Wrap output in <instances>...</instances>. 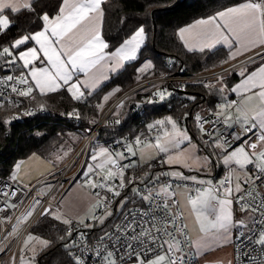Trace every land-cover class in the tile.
Segmentation results:
<instances>
[{"label":"snow or ice","instance_id":"6c2138e0","mask_svg":"<svg viewBox=\"0 0 264 264\" xmlns=\"http://www.w3.org/2000/svg\"><path fill=\"white\" fill-rule=\"evenodd\" d=\"M35 2L36 0H0V34L13 26L11 17L22 11L34 13L42 21L40 30L21 34L7 45L0 44V71L7 69L10 73L0 77V84L6 85L12 93L21 97H33L36 91L43 96L66 89L73 100H81L85 96L84 90L95 88L101 77L108 78L106 72H114L125 62L136 60L147 39L145 27L140 25L119 46L110 50L102 32V5L107 0H61L55 15H49L47 12L36 13ZM178 35L189 51L198 49L203 52L219 44L227 46L230 50L228 59L221 63H227L254 49L264 48V0H245L243 3L225 7L212 16L198 19L192 25L180 28ZM30 43L32 46H29ZM256 57H259L261 62L251 71L247 68L241 69L240 82L230 89L223 83V77L218 79L221 85L219 91L224 93L227 89L235 93L238 99L228 100L225 97V102L217 105L219 110L214 115L223 118L224 123L229 126L238 124L245 138L234 148L224 137L217 138L213 146L221 150L224 165L235 164L236 168H230L227 175L216 183L198 179L197 176L185 177L181 172L171 173L173 177L204 185L195 189V195H187V203L195 213V221L202 234L195 242L198 251L231 242L233 227L249 228L243 219L235 220L232 210L234 203L239 205L241 212L256 214L259 217L258 221L253 218L254 224L264 225V195L259 191L264 187V51L255 52L253 57H249V61L255 63ZM152 67L151 61H147L138 71L143 72ZM14 69L18 71L13 72ZM77 73H82L84 79H80ZM204 86L215 87L211 84ZM154 95L163 100L165 91L157 90ZM107 99L108 96H105L104 100ZM73 114L78 116L76 110L69 113ZM201 119L197 114L196 120L199 122ZM147 127L150 131L159 129L154 140H141V137L137 136L134 143L126 145L128 156H137L139 153L142 159L146 149H153L157 154H168L162 163L169 165L182 162L185 167L192 169L195 166L199 171L210 164L208 157L194 156L181 148L183 142L190 141L191 137L172 117L157 120ZM201 130H204L202 126ZM240 138V134H237L236 139ZM170 148L178 151L170 153ZM128 156H125L124 152L113 154L108 148L101 147L90 157L94 163L87 164L83 171L85 186L106 189L115 197H120L121 191L117 188L122 190L128 184H136L135 178L129 179L126 176V170L134 166L133 163H120L128 159ZM20 168L21 164L15 165L17 172ZM11 178L19 179L16 174ZM159 179V175L154 178L156 181ZM116 180L119 181L118 186H113ZM141 183L144 185L143 191L138 186L132 188V192L139 197L140 206L127 212L123 211L129 203L128 197H124L118 206L123 220L114 224L110 231L104 232L95 246H85V251L95 253L98 264H184V256L181 255L183 244L179 237L188 239L185 231L188 226L178 224L182 215L173 212V208H179L178 201L174 199L175 191L168 183L157 187L153 178L147 175ZM149 183H153L151 188L148 187ZM16 194L15 191L11 192L13 197ZM3 195L8 196L9 193L4 192ZM95 197L92 208L103 207L105 212L102 217L93 215L91 218L103 224L105 219L113 215L112 211L108 210L110 201L99 192L95 193ZM131 202L135 204L134 200ZM39 203L40 201L36 200V204ZM7 207L16 208L17 205L8 203ZM34 210L32 208L22 214L17 223L19 224L20 220L26 221L33 215ZM41 215L53 216L69 226L65 235L59 237L61 241L73 237L76 230L73 220L65 217L59 208L53 209L49 205L42 210ZM86 218L88 217L77 218V223L90 227L85 223ZM16 232L17 228L14 227L9 235ZM80 236L84 238L83 233H80ZM236 238L247 239L264 253V227L250 235L240 232ZM51 243L49 239L28 233L20 248V264H35L38 251L48 248ZM70 246H78L75 239H72L71 245L67 242L63 244L65 249ZM0 251L3 249L0 248ZM69 255L72 256V253L69 252ZM245 255L251 258L250 254ZM261 259H264V256ZM73 261L74 264H86L81 256H73ZM12 264H15V257ZM218 264H223V261ZM228 264H233V261H228Z\"/></svg>","mask_w":264,"mask_h":264},{"label":"trees","instance_id":"16d2710c","mask_svg":"<svg viewBox=\"0 0 264 264\" xmlns=\"http://www.w3.org/2000/svg\"><path fill=\"white\" fill-rule=\"evenodd\" d=\"M245 0H107L103 4V36L114 50L140 25L145 27L147 39L139 51L136 60L114 74L102 87L92 93L86 92L81 100H73L66 89L55 93L40 95L34 92L33 104L37 111L33 117H19L18 106L4 104L0 107V176L10 179L18 161L33 154L48 157L66 138L68 131L76 130L89 135L98 123L104 110V97L117 88V97L122 95L139 79L152 75L195 73L206 69L221 67L228 59L229 49L218 47L189 51L180 40L178 29L198 18L207 17ZM61 0H36V13L47 12L55 15ZM13 26L0 34V44L7 45L15 37L26 32L40 30L42 21L34 13L22 11L11 17ZM150 59L153 67L143 72L138 71L141 64ZM230 87L240 78L237 69H233L217 78L198 83H187L183 89L175 88L169 97L163 100L155 95L138 92L126 100L118 112L112 111L97 131L94 140L106 145L126 136L148 134V125L156 119L172 117L178 122L185 118L186 126L200 144L211 152L209 145L203 143L199 130L193 131L191 110L193 106L205 103L214 106L228 95L219 91L218 79ZM211 84L215 87L207 88ZM116 97V98H117ZM194 97L195 99H191ZM1 105V104H0ZM102 105V107H98ZM43 106V107H41ZM76 110L78 116L73 113ZM8 120V123L4 121ZM88 158V157H87ZM156 159L155 163L157 162ZM216 166V164H215ZM165 168V164L162 165ZM218 169V166H216ZM217 171V174H221ZM61 185L55 189V193ZM45 208V207H44ZM43 208V209H44ZM42 209V210H43ZM36 216L27 232L33 231L52 241L51 245L37 253V264H74L65 242L61 241L68 225H64L53 216ZM75 221L73 220V223ZM1 232V227H0Z\"/></svg>","mask_w":264,"mask_h":264},{"label":"built area","instance_id":"2783aa9c","mask_svg":"<svg viewBox=\"0 0 264 264\" xmlns=\"http://www.w3.org/2000/svg\"><path fill=\"white\" fill-rule=\"evenodd\" d=\"M249 57H245L242 59L243 62L249 60ZM237 62L229 63L223 65L221 67L211 68L202 70L195 73H175V74H160V75H152L148 77H144L139 79L136 83H134L128 90H126L122 96L126 98L129 95H135L138 92L149 93L150 95H154L157 90L165 91V97L171 93L175 88L183 89L186 87L187 83H198L202 81H207L210 79L217 78L233 69L237 68ZM18 71V69H14L13 72ZM10 74L7 69L4 71H0V77ZM33 93V97H34ZM33 97H21L12 93L10 88L6 85L0 84V104H14L18 106V116L19 117H33L35 112L37 111L35 105L33 104ZM156 98L160 99L159 96ZM225 97L228 100L238 99L237 95L228 94L223 98L219 99L214 106L207 105L205 103L199 104L198 106H193L191 110V117L193 124L196 129L199 130V136L204 144L212 145L217 138L224 137L227 139L228 143L234 148L239 146L242 143V140L245 138L242 135L241 128L238 124H232L229 126L225 124L223 118H217L214 113L218 111L217 105L225 102ZM121 100V99H120ZM119 102V101H118ZM111 109L108 110L104 114V117H108L111 113ZM30 113V114H29ZM197 114L200 115L202 118L199 122L196 120ZM103 117V118H104ZM103 118L100 122L93 127L90 131L87 139L81 144L80 149L78 150L77 154L69 160L66 164H64L59 170L58 178L54 180V184L56 187L51 190V188L45 193L42 194L39 192V188L44 184L46 180H48V176L43 177L36 181L35 183L29 185L21 181L20 179L13 180L12 178L8 179L4 176H0V248L3 251H0V262L2 259L7 256L12 250L18 249L21 244V241L27 232L29 226L32 223V217L38 215L40 211L46 207L47 205H51V207H56L59 201V195L57 198L53 199V196L56 194L55 189L58 185H61L63 182L66 181V186H69L74 181H79L86 179L83 177V171L86 169L87 166V157L90 153V146L91 143L99 130L100 126L104 123ZM161 119V118H159ZM106 120V119H105ZM157 120V119H156ZM152 121L150 124H154L155 121ZM180 123L182 125H186L187 120L185 118L181 119ZM201 126L203 127V131L201 130ZM159 129H152L148 131V134L137 135L141 137V140H154L155 136L157 135ZM240 134L241 138L236 139V135ZM137 136H126L115 141L110 142L107 144V148L114 153L124 152L125 156H128L127 152L125 151L126 145L129 143H134L135 138ZM231 150V149H229ZM78 159H81L79 166L73 170V167ZM156 160H152L149 162H141L139 160V156H128V159L120 161L122 164L133 163L134 166L128 168L126 170V176L129 179L135 178L136 184H128L124 189L117 190L121 191L120 197H115L112 193L107 192L106 189H92L91 191L95 196L96 192H99L101 196H107L108 201H110L109 209L113 212V215L106 219L104 224H100L97 219L90 218L85 221L86 224L90 225V227H84L79 225L77 221L73 223V227L76 229L73 232V237L70 238V245L72 239H75L77 247H71L69 252L72 253L73 256H81L85 261L86 264H98V258L95 256L94 252L85 251V246H95L98 242V238L104 234V232L110 231L112 226L116 223H119L123 220V216L121 212H118L119 201L122 200L124 197H128L129 203H127L123 209V211L127 212L132 210L133 208L140 206L139 197H137L133 192V187H140L141 191L144 190V185L141 183L145 179L147 175L149 178H153V183L158 187L160 184L168 183L171 185L172 190L175 191L176 195L174 197L175 200L179 203L178 194L175 190V184H182L183 180H171L166 178L165 175H161L165 173L164 168L162 167L163 163L159 159L155 163ZM159 175L160 179L158 181L154 180V178ZM227 174L214 176L212 181L216 183L219 179L225 177ZM119 181L116 180L113 186H118ZM153 183H149L148 187L151 188ZM194 191L190 192V194L195 195L196 188H202L204 185H200L196 182H191ZM27 185V187H25ZM15 191L17 194L16 196H11V192ZM262 195H264V187L259 189ZM8 192V196H4L3 193ZM39 199L40 203L37 204L35 208V212L33 215L22 223V225L17 228V232L14 235H9L12 232L15 224L18 221V218L22 216V214L26 213L35 203V201ZM135 201L133 204L131 201ZM13 203L16 204V208H8L7 204ZM239 207L238 204L233 205L234 210ZM105 209L103 207L94 208L93 215L95 217H102L104 215ZM174 213H179L182 215V219L178 220V224H185V218L182 212V209L179 205V208H173ZM239 214H244L243 212H239ZM252 218L250 222H246L249 225L248 229L240 228L239 232H234L231 246L233 248V256L230 261H233V264H264V259H261L264 256V253H261L260 248L253 244H250L247 239L238 240L236 235L240 232H244L245 235H250L256 231H258L264 225H260L258 223H253V218L257 221L259 217L256 214H252ZM10 216V220L6 219ZM69 227V226H68ZM67 227V229H68ZM66 229V230H67ZM187 232L188 239L185 240L183 236L179 238L183 244V252L181 255L184 256V264H203L194 251L191 248V241L189 237L188 230ZM80 233L84 234V238L82 239ZM174 234H176L174 232ZM7 237V238H5ZM255 249V250H254ZM245 253L250 254L246 256Z\"/></svg>","mask_w":264,"mask_h":264},{"label":"rangeland","instance_id":"374dc122","mask_svg":"<svg viewBox=\"0 0 264 264\" xmlns=\"http://www.w3.org/2000/svg\"><path fill=\"white\" fill-rule=\"evenodd\" d=\"M147 61H151V60L148 59L145 62H147ZM123 95L124 94H122L118 97H117V95H114L111 97L108 96V99L105 100V102L103 104L104 110L102 112V116L98 120V123L104 117V114L106 112H108L109 109H111V111L118 112L121 109V107L124 105L126 100L129 98H132L134 96V95H129L126 98L122 99ZM169 96H170V94L167 95V97H169ZM164 119H157V120H164ZM174 120H176V119H174ZM178 125L182 129L187 130L188 135L191 137L190 141H184L183 142V144L181 145V148L186 149L189 153H191L194 156H198L201 158L208 157L210 160V164L207 167L197 171L195 169V166H193L192 169H189L188 167H185L182 162H176V163H173L172 165L164 163L165 164V168H164L165 173L168 174V175H165V177L169 178L171 180H177V181L183 180L182 184H178V183L175 184V190L178 194L179 205L182 209V212H183V215L185 218V224H187V226H188L187 230H188L190 241H191V248L194 251V253L200 259V261H203L204 259H221V260L227 261L228 258L231 255H233V248L230 247L231 242L214 245L212 248L204 249V250H200V251H198L195 248V242L199 239V237L202 234L199 231V225L195 221V213L192 211L190 205H188V203H187V195L190 192L194 191V188L191 184V182H193V181L186 180V179H180L178 177H173V176H171V173L172 172H181L185 177L197 176L198 179L212 180L213 175H214V167H213V164H214L213 161L214 160L216 161V163L218 165L219 171L222 173H224V172L228 173L230 168H236V167H234L235 164L224 165L223 156L220 154L221 150L214 148L213 144L210 145V148H211L210 151L211 152H208L204 148L200 149L201 147H200L198 140L196 138H194V136L192 135L193 133L189 130V128L186 125H182L180 122H178ZM168 127H170V125H168ZM195 130H196V128L193 124V131L195 132ZM86 139L87 138H85L84 134H82L79 131H76V130L68 131L66 134L65 140L55 150H53L48 157H43V158L49 159L48 161L53 162L56 165L63 164L65 162H67L73 156V154L79 149L81 144ZM101 147L107 148V146L104 142H100L97 139L92 141L91 146H90V153H89L88 158H87V164L94 163L90 159V157L93 153L98 152ZM109 151L112 152L111 150H109ZM176 151H178V150L170 148V153H174ZM112 153L115 154L114 152H112ZM167 155L168 154H165V153L157 154L155 152V150H153V149H146L144 154H143V158L141 159V157L138 153L139 160L141 162H149V161L156 160V159H160L161 161H163L166 159ZM80 162H81V159H78L76 161V163L73 167V170L79 166ZM189 163H191V161H189ZM34 172H36V171H34ZM84 181H85V179L79 180V181L76 180V181L72 182L69 186H66V181L63 182L61 184V186L59 187V189L57 190L56 194L53 196V199L57 198L58 195L60 196L59 201H58V205L56 207H52V208L53 209L59 208L65 217L70 218L74 221H77V218H79V217H88L85 219V221L90 219L93 216V212H94V208H92L93 204L90 207H88V204L85 203L87 196H86V194H83V193H84V191H90L91 188L85 186ZM52 185H53L52 179L47 180L39 188V192L42 194H45ZM177 186H179V187H177ZM37 200H39V199H37ZM94 203H95V201H94ZM36 206H37V204L35 201V203L33 204V206L29 210H31L32 208L35 209ZM90 209H91V211H90ZM34 212H35V210H34ZM120 212L121 211L118 210L117 214ZM239 212H240V208L237 207L236 216L234 217L235 220L238 221V220L243 219L245 221V223L251 221L252 215L250 213L239 214ZM105 221H106V219L104 220V222ZM23 222H25V221L20 220L19 224L18 223L15 224V227L19 228ZM233 231L239 232L240 228L233 227L232 232ZM28 233L38 235V234L34 233L33 231H29V232L25 233L23 239L26 238ZM23 239H22V241H23ZM22 241H21V244L18 247L17 251H16V249L12 250L11 254L9 256L4 257L2 259V261L0 262V264H12L14 257H15V264H20L19 256H20V248L22 246ZM28 255L30 256L31 254L29 253ZM35 264H37L36 259H35Z\"/></svg>","mask_w":264,"mask_h":264},{"label":"crops","instance_id":"0c3cea01","mask_svg":"<svg viewBox=\"0 0 264 264\" xmlns=\"http://www.w3.org/2000/svg\"><path fill=\"white\" fill-rule=\"evenodd\" d=\"M243 2H245V1H243ZM243 2H240V3H243ZM232 6H234V5H232ZM102 7H103V5H102ZM229 7H231V6H229ZM210 16H212V15H210ZM207 17H209V16H207ZM207 17H201V18H207ZM201 18H198V19H201ZM198 19H196V20H198ZM196 20H194V21H192V22H190V23H188L186 25H183L180 28H183V27H187L189 25H192ZM29 46H32V44L30 43ZM218 47H226L228 49V47L225 46V45H223V44H219L215 48H218ZM215 48H212V49H215ZM196 50H198V49H196ZM193 51H195V50H193ZM258 51H264V48H257V49H254L253 51L246 52V53H244L242 55H238L236 57V59L229 60V62L227 64L237 62L238 64H237V68L236 69H237L238 73L243 68H247L249 71H251V70H253L261 62L260 58L259 57H256L255 58V63H252L249 60H247L246 62H243L242 59L245 58V57H248V56L253 57L255 55V52H258ZM138 55H139V52L137 54V57H138ZM128 62H131V61L125 62L124 65L121 68L117 69L114 72H112V71L106 72V75H107L108 78L107 79H104L103 77H101L99 83L97 84V86L95 88H89V89L84 90L85 91V94H86V92L92 93V92L96 91L97 89H99L100 87H102V85H104L114 74H116L119 71H121L126 66V64ZM144 62L141 64L140 68L143 67V65L145 64ZM77 76L80 79H84V76H83L82 73H77ZM240 80H241V77L232 85V87L235 84L239 83ZM116 92L117 91L114 90L111 93L110 97L116 95ZM228 93L229 94L236 95L235 93H232L230 91H228ZM79 149H80V147H79ZM78 150L73 154V156L69 160H71L77 154ZM36 157H39V159H37ZM48 160L49 159H45V158H43L42 156H40L38 154H35V155L33 154V155H31L30 157H28L26 159H23V160L18 161V163L21 164V168H20V170L18 172L15 169L13 174H16L21 181H23L24 183L29 184V185L35 183L39 179H41L43 177H46V176H48V180L52 179V181L54 183V180L57 179L58 178V175H59L58 170L64 164H66L69 160L67 162H65L63 164H59V165H56L55 163L50 162ZM213 163H214L213 164V167H214V175H213V177H214L216 175L217 171H219V169H217V167H216L218 165H217V163H216L215 160L213 161ZM215 164H216V166H215ZM234 167H236V165H234ZM249 167H251V166H249ZM34 171H36V172H34ZM223 174H227V173L226 172H224V173L221 172V174H217L216 176L223 175ZM51 187H50L51 190H53L56 187V184L52 185ZM83 194H86V196H87L85 203L88 204V207H90L92 204H94V201H95L96 197L94 196V194L92 193L91 190L90 191H84ZM232 210H233L234 217H235L236 216V209L234 210V208H233ZM230 247H232L231 246V243H230ZM10 254L11 253H9L7 256H9ZM232 256L233 255H231L228 258L227 261L226 260H221V259H204L201 262L203 264H218V262L223 261V264H228V261L231 260Z\"/></svg>","mask_w":264,"mask_h":264},{"label":"water","instance_id":"95a60500","mask_svg":"<svg viewBox=\"0 0 264 264\" xmlns=\"http://www.w3.org/2000/svg\"><path fill=\"white\" fill-rule=\"evenodd\" d=\"M107 117H104L103 118V121H105V119H106ZM47 207H49V205H47L45 208H47ZM37 216V215H36ZM36 216L34 215L33 217H32V219L34 220L35 218H36ZM33 220H32V222H33Z\"/></svg>","mask_w":264,"mask_h":264},{"label":"bare ground","instance_id":"6f19581e","mask_svg":"<svg viewBox=\"0 0 264 264\" xmlns=\"http://www.w3.org/2000/svg\"><path fill=\"white\" fill-rule=\"evenodd\" d=\"M110 110V109H109Z\"/></svg>","mask_w":264,"mask_h":264}]
</instances>
